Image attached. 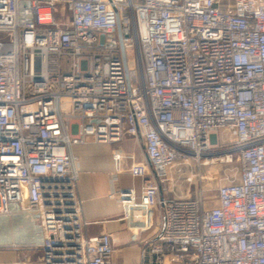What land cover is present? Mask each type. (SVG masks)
Instances as JSON below:
<instances>
[{"label":"built area","instance_id":"obj_1","mask_svg":"<svg viewBox=\"0 0 264 264\" xmlns=\"http://www.w3.org/2000/svg\"><path fill=\"white\" fill-rule=\"evenodd\" d=\"M0 31V215L30 218L44 264H112L111 235L87 233L88 140L142 180L107 196L146 235L138 264H264V0H0ZM224 128L240 182L211 207L165 198L169 167L206 165Z\"/></svg>","mask_w":264,"mask_h":264},{"label":"crops","instance_id":"obj_2","mask_svg":"<svg viewBox=\"0 0 264 264\" xmlns=\"http://www.w3.org/2000/svg\"><path fill=\"white\" fill-rule=\"evenodd\" d=\"M75 153L79 157L84 213L90 221L87 227L88 235H111V245L114 248L112 264H138L140 244L146 235L138 238L135 232L128 231L121 219L120 205L107 196L113 188H131L139 196L142 180L130 175L127 158L121 161L120 171L115 169L112 146L109 144L88 140L76 146ZM172 172L173 169H168L170 177ZM163 191V196L167 199L190 198L187 194H177L172 186ZM153 218L152 216L154 225L157 219L154 221ZM41 242L42 233L38 229L34 232L28 216L0 215V264H44Z\"/></svg>","mask_w":264,"mask_h":264},{"label":"rangeland","instance_id":"obj_3","mask_svg":"<svg viewBox=\"0 0 264 264\" xmlns=\"http://www.w3.org/2000/svg\"><path fill=\"white\" fill-rule=\"evenodd\" d=\"M137 2L138 0H133ZM56 11L64 16L62 4L57 3ZM0 40L10 43L12 33L9 31H0ZM127 53L130 61L133 62V51L130 45H127ZM218 139L220 146L214 149V153H218L206 165L202 162L191 160L188 164L180 162L173 163L169 169H173L171 177L168 175L167 180L163 184V189L172 188L177 194H187L190 198L201 197L206 206H215L219 189L240 182L241 173L237 152L230 151L231 143L234 142V135L228 129L219 130ZM224 143V144H223ZM224 151V152H222ZM222 152V153H221ZM230 154V161L226 160V155ZM202 161V160H201ZM190 177V182L186 178ZM154 226L159 223L160 216L158 214V206L155 204L152 208Z\"/></svg>","mask_w":264,"mask_h":264},{"label":"water","instance_id":"obj_4","mask_svg":"<svg viewBox=\"0 0 264 264\" xmlns=\"http://www.w3.org/2000/svg\"><path fill=\"white\" fill-rule=\"evenodd\" d=\"M118 31H119V27H118ZM120 47H121V49L123 48L121 42H120Z\"/></svg>","mask_w":264,"mask_h":264},{"label":"bare ground","instance_id":"obj_5","mask_svg":"<svg viewBox=\"0 0 264 264\" xmlns=\"http://www.w3.org/2000/svg\"><path fill=\"white\" fill-rule=\"evenodd\" d=\"M229 157V156H228Z\"/></svg>","mask_w":264,"mask_h":264}]
</instances>
